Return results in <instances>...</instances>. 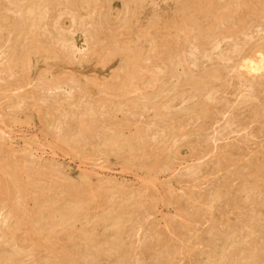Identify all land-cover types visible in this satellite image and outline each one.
Listing matches in <instances>:
<instances>
[{
  "label": "rangeland",
  "instance_id": "rangeland-1",
  "mask_svg": "<svg viewBox=\"0 0 264 264\" xmlns=\"http://www.w3.org/2000/svg\"><path fill=\"white\" fill-rule=\"evenodd\" d=\"M131 1L0 0V264H264V95L241 55L264 48V0L239 33L238 0L210 29L203 0L138 26Z\"/></svg>",
  "mask_w": 264,
  "mask_h": 264
},
{
  "label": "bare ground",
  "instance_id": "bare-ground-1",
  "mask_svg": "<svg viewBox=\"0 0 264 264\" xmlns=\"http://www.w3.org/2000/svg\"><path fill=\"white\" fill-rule=\"evenodd\" d=\"M25 1V0H24ZM31 1V0H30ZM35 1V0H34ZM42 1V0H41ZM110 1V0H109ZM161 1V0H160ZM163 1H166L165 3H168L170 0H163ZM162 1V2H163ZM175 1V0H174ZM252 0H238V10L236 11L237 13V25H238V29H237V27L235 28V29H237V31H235V33H239L241 30H240V27L242 28V26H243V23H244V19H245V17L247 16V15H249L248 13L250 12V14L251 13H253V11L254 12H257V11H255L256 10V8H254V7H256V6H254L253 7V4H252V2H251ZM10 2V1H9ZM8 2V3H9ZM19 2V1H18ZM59 2V1H58ZM81 2V1H80ZM132 2V3H131ZM130 3L133 5V12L132 13H130V15H129V17H128V19H126L127 20V24L129 25V26H135V25H139V24H141V19L143 18V16H145L147 13H149L150 11H148V12H146V10L147 9H145L146 8V5L148 4V3H156L157 2V0H132ZM173 2V1H172ZM201 2V1H200ZM2 3V2H1ZM12 3V2H11ZM24 3H26V2H24ZM39 3V2H38ZM37 3V4H38ZM73 3V2H72ZM78 3V2H77ZM126 3V2H125ZM160 3V2H159ZM164 3V2H163ZM174 3V2H173ZM187 3V2H186ZM254 3V2H253ZM13 4V3H12ZM23 4V3H22ZM21 4V5H22ZM92 4V3H91ZM96 4V3H95ZM175 4V3H174ZM173 4V5H174ZM180 4V3H179ZM189 4V3H188ZM199 4V3H198ZM197 4V5H198ZM8 5V4H7ZM25 5V4H24ZM56 5V4H55ZM61 5V4H60ZM59 5V6H60ZM74 5H76V4H74ZM73 5V6H74ZM82 5V4H81ZM86 5V4H85ZM88 5V4H87ZM184 5V4H183ZM201 5H203V8H205L204 9V12H203V9H202V11H200L198 14H201L200 16H199V18H198V20L200 21V23H202V24H204L205 26H207L209 29H210V27H211V23H212V21H211V18L214 20H216V23L217 22H221L222 20H224V18L226 17V12L224 13V12H222V11H220L221 9V7L219 6V8H218V5H217V7H216V5H215V0H203L202 1V3H201ZM200 5V6H201ZM255 5V4H254ZM121 6H122V4H121ZM149 6V5H148ZM156 6V5H155ZM169 6V5H168ZM199 6V5H198ZM197 6V7H198ZM200 6H199V8H200ZM225 6V5H224ZM18 7V6H17ZM75 7V6H74ZM171 7V6H170ZM233 7V6H232ZM235 7H237V6H235ZM234 7V8H235ZM47 8V7H46ZM132 8V7H131ZM166 8V7H165ZM230 8V7H229ZM228 8V9H229ZM85 9V8H84ZM93 9V8H92ZM127 9V8H126ZM179 9V8H178ZM220 9V10H219ZM230 9H232V8H230ZM229 9V11H227L228 12V14L230 15V13L229 12H232L233 11V9L232 10H230ZM10 10V9H9ZM14 10V9H13ZM44 10V9H43ZM51 10V9H50ZM78 10V9H77ZM184 10V9H183ZM182 10V11H183ZM194 10V9H193ZM253 10V11H252ZM264 10V9H263ZM28 11H29V9H28ZM56 11V10H55ZM79 11V10H78ZM91 11V10H90ZM101 11H104V10H102V8H101ZM106 11V10H105ZM122 11V10H121ZM261 11H262V9H261ZM89 12V11H88ZM180 12V11H179ZM178 12V13H179ZM190 12V11H189ZM198 12V11H197ZM3 13V12H2ZM107 13V12H106ZM260 13V12H259ZM262 13V12H261ZM30 14V13H29ZM186 14V13H185ZM232 14V13H231ZM247 14V15H246ZM257 14H258V12H257ZM256 14V16H255V14H254V16L255 17H257V16H261V15H257ZM28 15V14H27ZM31 15H33V14H31ZM125 15H126V13H125ZM171 14H170V11L169 10H163V11H161L160 12V14H158L157 15V17H158V21H159V23L161 24V26H162V30L164 29V30H168V31H170V29H171V27L170 26H168V25H170L168 22H167V20H168V18H170L169 16H170ZM3 16V15H2ZM99 16H100V13H99ZM175 16H177V15H175ZM182 17H179V16H177L176 18H179V19H177V21L178 20H180V22H184V21H186L185 20V18L186 17H184V15H181ZM194 16V15H193ZM228 16V15H227ZM235 15H233V17H234ZM245 16V17H244ZM250 17L252 16L253 17V15H249ZM31 17V16H30ZM34 17V16H33ZM60 17V16H59ZM75 17V16H74ZM84 17V16H83ZM88 17V16H87ZM105 17V16H104ZM155 17V16H154ZM211 17V18H210ZM233 17H232V19H233ZM11 18V17H10ZM26 18H27V16H26ZM47 18V17H46ZM93 18V17H92ZM173 18H174V16H173ZM189 18V17H188ZM236 18V17H235ZM34 19V18H33ZM54 19H56V18H54ZM125 19V18H124ZM157 19V18H156ZM175 19V18H174ZM187 19V18H186ZM254 19V18H253ZM37 20H39V18L37 19ZM64 20V19H63ZM229 20V19H228ZM227 20V21H228ZM231 20V19H230ZM263 20V19H262ZM3 21V20H2ZM2 21H1V23H2ZM10 21V20H9ZM32 21V20H31ZM30 21V22H31ZM102 21V20H101ZM107 21V20H106ZM225 21V20H224ZM234 21V20H233ZM247 21V20H246ZM258 21V20H257ZM260 21V20H259ZM8 22V21H7ZM34 22V21H33ZM45 22V21H44ZM56 22V21H55ZM98 22V24H97V31H99V32H102L103 31V27H101V23L99 22V21H97ZM96 22V23H97ZM215 21H213V23H214ZM19 23V22H18ZM29 23V22H28ZM39 23V22H38ZM95 23V24H96ZM188 23V22H187ZM24 25H26V23L24 22L23 23ZM22 24V25H23ZM33 24V23H32ZM104 24V23H103ZM174 24V23H173ZM180 24V23H179ZM185 24H186V22H185ZM189 24V23H188ZM196 24V23H195ZM28 25V24H27ZM26 25V26H27ZM31 25V24H30ZM34 25V24H33ZM32 25V26H33ZM48 25V24H47ZM51 25V24H50ZM53 25V24H52ZM113 25V24H112ZM197 25V24H196ZM255 25V24H254ZM259 25V24H258ZM142 26V25H141ZM145 26V25H144ZM174 26V25H173ZM54 27V26H53ZM56 27V26H55ZM114 27V26H113ZM213 27V26H212ZM222 27V26H221ZM256 27V26H255ZM32 28V27H31ZM52 28V27H51ZM152 28V27H151ZM160 28V27H159ZM227 28V27H226ZM23 29H25V28H23ZM34 29V28H33ZM33 29H31V30H33ZM105 29V28H104ZM119 29V28H118ZM145 29V28H144ZM147 29V28H146ZM161 29V28H160ZM159 29V30H160ZM178 29V28H177ZM208 29V30H209ZM213 29H215V28H213ZM230 29V28H229ZM232 29V28H231ZM251 29V28H250ZM249 29V30H250ZM40 30V29H39ZM45 30V29H44ZM61 30H62V28H61ZM121 30V29H120ZM149 30V29H148ZM151 30V29H150ZM173 30V29H172ZM179 30V29H178ZM226 30H228V29H226ZM11 31H12V29H11ZM14 31V30H13ZM25 31V30H24ZM66 31V30H65ZM154 31H155V28H154ZM211 31V30H210ZM5 32V31H4ZM84 32V31H83ZM229 32H230V30H229ZM244 32H245V30H244ZM261 32V31H260ZM11 33H13V32H11ZM39 33V32H38ZM51 33V32H50ZM49 33V34H50ZM105 33V32H104ZM134 33V32H133ZM146 33V32H145ZM157 33V32H156ZM161 33V32H160ZM170 33V32H169ZM255 33V32H254ZM28 34V33H27ZM155 34V33H154ZM251 34V33H250ZM35 35V34H34ZM41 35V34H40ZM86 35V34H85ZM136 35V34H135ZM219 35H222V34H219ZM236 35V34H235ZM106 36V35H105ZM110 36V35H109ZM126 36V35H125ZM125 36L123 37V35H122V37L121 38H119V48L121 49V48H123L126 44H127V36H126V38H125ZM159 36V35H158ZM168 36V35H167ZM209 36H210V34H209ZM240 36V35H239ZM39 37V36H38ZM60 37V36H59ZM204 37V36H203ZM202 37V38H203ZM213 37V36H212ZM223 37V36H222ZM248 37V36H247ZM11 38V37H10ZM32 38V37H31ZM36 38V37H35ZM43 38V37H42ZM51 38V37H50ZM113 38V37H112ZM151 38V37H150ZM239 38V37H238ZM260 38V37H259ZM12 39V38H11ZM107 39V38H106ZM111 39V38H110ZM130 39V38H129ZM232 39V38H231ZM196 40V39H195ZM224 40V39H223ZM15 41V40H14ZM68 41V40H67ZM148 41V40H147ZM171 41V40H170ZM175 41V40H174ZM203 41V40H202ZM98 42V41H97ZM130 42V41H129ZM135 42V41H134ZM204 42V41H203ZM82 43V42H81ZM89 43V42H88ZM163 43V42H162ZM201 43V42H200ZM220 43V42H219ZM52 44V43H51ZM108 44V43H107ZM130 44V43H129ZM161 44V43H160ZM167 44V43H166ZM177 44V43H176ZM176 44H174V45H176ZM240 44V43H239ZM103 45H105L104 43H103ZM172 45H173V43H172ZM203 45V44H202ZM243 45H245V44H243ZM261 45V44H260ZM260 45H258L257 44V46H254V47H251V48H247V49H245V48H242V49H244L243 51V53L241 54L242 55V57L244 56V57H246V59H248V61L247 62H245L244 64H243V66L245 67L244 69L246 70L245 72L251 77V79H249L250 81H251V84L253 85V86H255L257 89H258V94H261V93H263V95H264V48H263V46L261 47ZM169 46V45H168ZM198 46V45H197ZM239 46V45H238ZM250 46V45H249ZM50 47V46H49ZM177 47H178V44H177ZM211 47V46H210ZM218 47V46H217ZM234 47H235V45H234ZM86 48V47H85ZM92 48V47H91ZM103 48V47H102ZM168 48V47H167ZM220 48V47H219ZM237 48V47H236ZM235 48V49H236ZM107 49V48H106ZM180 49V48H179ZM22 50V49H21ZM112 50V49H111ZM33 51H35V50H33ZM100 51V50H99ZM109 51V50H108ZM130 51H132V50H130ZM129 51V52H130ZM158 51V50H157ZM166 51V50H165ZM172 51V50H171ZM174 51V50H173ZM133 52V51H132ZM169 52V51H168ZM40 53V52H39ZM43 53V52H42ZM113 53H114V51H113ZM143 53V52H142ZM156 53H158V52H156ZM181 53V52H180ZM195 53V52H194ZM240 53V52H239ZM22 54H24V52L22 53ZM37 54H38V51H37ZM41 54V53H40ZM126 54V53H125ZM131 54V53H130ZM163 54V53H162ZM30 55V54H29ZM112 55H114V54H112ZM124 55V54H123ZM139 54L137 53V56H138ZM147 55V54H146ZM11 56V55H10ZM91 56V55H90ZM107 56V55H106ZM18 57V56H17ZM20 57V56H19ZM139 57V56H138ZM141 57V56H140ZM208 57V56H207ZM243 57V58H244ZM10 58V57H9ZM16 58V57H15ZM38 58V57H37ZM122 58V57H121ZM126 58V57H125ZM29 59V58H28ZM128 59V58H127ZM241 59V58H240ZM7 60V59H6ZM21 60V59H20ZM36 60V59H35ZM50 60V59H49ZM112 60V59H111ZM242 60V59H241ZM128 61V60H127ZM137 61H138V59H137ZM17 62V61H16ZM18 62H19V60H18ZM100 63V62H99ZM22 64V63H21ZM110 64V63H109ZM131 64V63H130ZM135 64V63H134ZM142 64V63H141ZM239 64V63H238ZM241 65H242V63H240ZM239 64V65H240ZM30 65V64H29ZM102 65V64H101ZM129 65V64H128ZM20 65H19V63L18 64H15V68H17V67H19ZM22 66V65H21ZM25 66V65H24ZM32 66V65H31ZM4 67V66H3ZM51 67V66H50ZM129 67V66H128ZM123 68V67H122ZM20 69V68H19ZM146 69H148V68H146ZM128 70H130V69H128ZM10 72V71H9ZM122 72V71H121ZM130 72V71H129ZM70 73V72H69ZM118 73V72H117ZM127 73V72H126ZM135 73V72H134ZM219 73V72H218ZM3 74V73H2ZM48 74V73H47ZM10 75H12V74H10ZM9 75V76H10ZM5 76H6V74H5ZM13 76V75H12ZM11 76V77H12ZM83 76V75H82ZM112 76V75H111ZM133 76V75H132ZM141 76V75H140ZM194 76V75H193ZM91 77V76H90ZM113 77V76H112ZM202 77V76H201ZM73 79H74V77H72ZM76 78V77H75ZM78 79V78H77ZM99 79V78H98ZM119 79V78H118ZM8 80V79H7ZM10 80V79H9ZM208 80V79H207ZM81 81V80H80ZM153 81H155V80H153ZM19 82V81H18ZM103 82V81H102ZM205 82H206V80H205ZM213 82V81H212ZM105 83H107V82H105ZM112 83V82H111ZM246 83V82H245ZM109 84V83H108ZM115 84V83H114ZM153 84V83H152ZM244 85V84H243ZM248 85V84H247ZM10 86V85H9ZM87 86V85H86ZM114 86V85H113ZM6 87V86H5ZM194 87V86H193ZM210 87V86H209ZM247 87V86H246ZM252 87V86H251ZM189 88V87H188ZM192 88V87H191ZM211 88V87H210ZM115 89V88H114ZM123 89V88H122ZM217 89H219V88H217ZM226 89V88H225ZM253 89H254V87H253ZM197 90V89H196ZM220 90V89H219ZM227 90V89H226ZM261 90V91H260ZM205 91V90H204ZM110 92V91H109ZM199 92V91H198ZM201 92V91H200ZM206 92V91H205ZM222 92V91H221ZM252 92V91H251ZM117 93V92H116ZM218 93V92H217ZM196 94V93H195ZM252 94V93H251ZM21 95V94H20ZM201 95V94H200ZM203 95V94H202ZM216 95V94H215ZM218 95V94H217ZM197 96V95H196ZM195 96V97H196ZM17 97V96H16ZM193 97H194V95H193ZM73 98V97H72ZM71 98V99H72ZM197 98V97H196ZM254 98V97H253ZM37 99V98H36ZM58 99V98H57ZM235 99V98H234ZM69 100V99H68ZM105 100V99H104ZM210 100V99H209ZM73 101V100H72ZM17 102V101H16ZM116 102V101H115ZM210 102V101H209ZM229 102V101H228ZM244 102V101H243ZM31 103V102H30ZM29 103V104H30ZM104 103V102H103ZM218 103H219V101H218ZM241 104V103H240ZM192 105H194V104H192ZM227 105V104H226ZM37 106V105H36ZM68 106V105H67ZM158 106V105H157ZM198 106V105H197ZM241 106V105H240ZM200 107V106H199ZM215 107V106H214ZM228 107V106H227ZM252 107V106H251ZM77 108V107H76ZM75 108V109H76ZM83 108V107H82ZM94 108V107H93ZM159 108V107H158ZM208 108V107H207ZM254 108V107H253ZM47 109V108H46ZM78 109V108H77ZM211 109V108H210ZM216 110V109H215ZM230 110V109H229ZM69 111V110H68ZM88 111V110H87ZM201 111V110H200ZM81 112H82V110H81ZM80 112V113H81ZM170 112V111H169ZM202 112V111H201ZM63 113V112H62ZM206 113V112H205ZM220 113V112H219ZM85 114V113H84ZM256 114V113H255ZM107 115V114H106ZM226 115V114H225ZM234 115V114H233ZM54 116V115H53ZM239 116V115H238ZM256 116V115H255ZM60 117V116H59ZM71 117V116H70ZM110 117V116H109ZM202 117V116H201ZM258 117H259V115H258ZM204 118V117H203ZM232 118V117H231ZM255 118V117H254ZM257 118V117H256ZM61 119V118H60ZM92 119V118H91ZM201 119V118H200ZM206 119V118H205ZM95 120V119H94ZM212 120V119H211ZM220 120V119H219ZM59 121V120H58ZM62 121V120H61ZM86 121V120H85ZM93 121V120H92ZM97 121V120H96ZM227 121V120H226ZM229 121V120H228ZM212 122H213V120H212ZM232 122H233V120H232ZM82 123V122H81ZM95 123V122H94ZM226 123V122H225ZM228 123V122H227ZM83 124V123H82ZM261 124V123H260ZM93 125V124H92ZM112 125V124H111ZM115 125V124H114ZM75 126V125H74ZM90 126V125H89ZM201 126V125H200ZM241 126V125H240ZM76 127V126H75ZM92 127V126H91ZM247 127V126H246ZM251 127V126H250ZM200 129V128H199ZM253 129V128H252ZM257 129V128H256ZM56 130V129H55ZM59 130V129H58ZM96 130V129H95ZM191 132V131H190ZM64 134V133H63ZM70 134V133H69ZM194 135V134H193ZM58 137V136H57ZM77 137V136H76ZM82 137V136H81ZM259 137V136H258ZM134 138H135V136H134ZM79 139V138H78ZM147 140V139H146ZM72 141V140H71ZM1 142V141H0ZM90 142H91V140H90ZM93 142V141H92ZM71 143V142H70ZM5 145V144H4ZM230 145V144H229ZM128 146H129V144H128ZM147 146V145H146ZM150 146V145H149ZM227 146V145H226ZM78 147V146H77ZM130 147V146H129ZM151 147V146H150ZM146 148H148V147H146ZM113 150V149H112ZM122 150V149H121ZM140 150V149H139ZM228 150V149H227ZM230 150H232V148L230 149ZM4 151V150H3ZM245 151V150H244ZM124 152V151H123ZM122 152V153H123ZM155 152V151H154ZM221 153H223V152H221ZM220 153V154H221ZM227 154H228V151L226 152ZM225 152H224V154H226ZM231 153H234L233 151H231ZM241 154V153H240ZM262 154V153H261ZM260 154V155H261ZM124 155V154H123ZM263 155V154H262ZM14 156V155H13ZM221 156V155H220ZM228 156V155H227ZM240 156V155H239ZM160 157V156H159ZM219 157V156H218ZM256 158V157H255ZM122 159H123V157H122ZM159 159H161V158H159ZM238 159H240V158H238ZM263 159V158H262ZM134 161V160H133ZM132 162V161H131ZM228 162V161H227ZM7 163V162H6ZM223 163V162H222ZM225 163V162H224ZM23 164V163H22ZM157 164V163H156ZM159 164V163H158ZM252 165V164H251ZM13 166V165H12ZM17 166V165H16ZM25 166V165H24ZM28 166V165H27ZM144 166V165H143ZM20 167V166H19ZM29 167V166H28ZM1 168H2V166H1ZM3 168H4V165H3ZM5 168H6V166H5ZM5 168L3 169V171L5 170ZM9 169H10V167H8ZM7 168V169H8ZM12 168V167H11ZM258 168V167H257ZM40 169V168H39ZM16 170V169H15ZM14 170V172H16ZM23 171H24V169H22ZM156 170V169H155ZM253 170V169H252ZM2 171V170H1ZM7 171V170H6ZM19 171L21 172V170L19 169ZM11 172V171H10ZM249 172V171H248ZM2 173V172H1ZM18 174H19V172H17ZM12 174V173H11ZM14 174V173H13ZM12 174V175H13ZM21 174V173H20ZM26 174V173H25ZM24 174V175H25ZM30 174V173H29ZM31 174H33V173H31ZM35 174H37V173H35ZM250 174V173H249ZM8 175V174H7ZM16 175V174H15ZM29 176V175H28ZM51 176V175H50ZM4 177H6V176H4ZM19 177V176H18ZM21 177H23V176H21ZM20 177V178H21ZM7 178V177H6ZM5 178V179H6ZM10 178V177H9ZM12 178V177H11ZM28 179V178H27ZM3 180V179H2ZM8 180V179H7ZM16 180V179H15ZM11 181H12V179H11ZM19 181V180H18ZM8 183H9V181H8ZM19 183V182H18ZM25 183V182H24ZM26 184V183H25ZM58 184V183H57ZM29 185V184H28ZM34 185H35V183H34ZM6 186H8V185H6ZM11 186H13L12 185V183H11ZM14 186H15V184H14ZM18 186V185H17ZM22 186V185H21ZM1 187V186H0ZM14 188V187H13ZM26 188V187H25ZM30 188V187H29ZM32 188V187H31ZM3 189H5V188H3ZM1 190V189H0ZM16 190V189H15ZM18 190H20V189H18ZM25 190V189H24ZM33 190V189H32ZM35 190V189H34ZM21 191H22V188H21ZM4 191H2V193H3ZM9 192V191H8ZM18 192V191H17ZM23 192V191H22ZM25 192V191H24ZM41 192V191H40ZM10 193V192H9ZM29 193V192H28ZM21 194V193H20ZM26 195H27V193H25ZM3 195V194H2ZM1 195V196H2ZM15 196V195H14ZM21 197H22V194L20 195ZM140 196V195H139ZM156 196V195H155ZM3 197V196H2ZM20 197V198H21ZM142 197V196H141ZM17 198V197H16ZM22 198H24V197H22ZM28 198V197H27ZM140 198V197H139ZM250 198V197H249ZM1 199V198H0ZM4 199V198H3ZM9 199V198H8ZM25 199V198H24ZM10 200V199H9ZM26 200H28V199H26ZM21 202V201H20ZM24 202V201H23ZM22 203V202H21ZM25 203H27L26 201H25ZM134 203V202H133ZM10 204V203H9ZM182 204V203H181ZM27 206V205H26ZM124 206V205H123ZM53 207V206H52ZM11 209H12V207H11ZM15 209V208H14ZM76 209V208H75ZM24 210V209H23ZM54 210V209H53ZM131 210V209H130ZM14 211H16V210H14ZM21 211V210H20ZM19 211V212H20ZM25 211H27L26 210V208H25ZM18 214H20V213H18ZM69 215V214H68ZM71 215H72V213H71ZM16 216V215H15ZM29 215H27V217H28ZM17 217V216H16ZM24 217V216H23ZM81 217V216H80ZM25 218V217H24ZM73 218V217H72ZM86 218V217H85ZM20 219V218H19ZM54 219V218H53ZM84 219V218H83ZM6 220V219H5ZM13 220V219H12ZM33 220V219H32ZM50 220H52V219H50ZM24 222H25V220H24ZM43 222V221H42ZM10 223V222H9ZM44 223V222H43ZM19 224V223H18ZM22 224V223H21ZM23 225V224H22ZM57 225V224H56ZM21 226V225H20ZM24 226V225H23ZM48 226H50V225H48ZM13 227V226H12ZM25 227V226H24ZM127 227V226H126ZM7 228V227H6ZM22 228V227H21ZM27 228V227H26ZM44 228H46V227H44ZM43 228V229H44ZM36 229V228H35ZM55 229V228H54ZM58 229V228H57ZM24 230V229H23ZM37 230V229H36ZM112 230V229H111ZM8 231V230H7ZM39 231H40V229H39ZM57 231V230H56ZM68 231V230H67ZM120 232V231H119ZM33 233V232H32ZM60 233V232H59ZM74 233V232H73ZM12 234V233H11ZM25 234V233H24ZM30 234V233H29ZM40 236H41V234H39ZM15 236V235H14ZM34 236V235H33ZM32 236V237H33ZM92 236V235H91ZM129 236V235H128ZM21 237V236H20ZM32 237H31V240H32ZM89 237V236H88ZM90 238V237H89ZM162 238V237H161ZM72 239V238H71ZM100 239V238H99ZM20 240V239H19ZM166 240H168V239H166ZM23 241V240H22ZM72 241H73V239H72ZM57 242V241H56ZM152 242V241H151ZM25 243V242H24ZM61 244H62V242H61ZM164 244V243H163ZM7 245V244H6ZM84 245V244H83ZM159 246H160V244H159ZM10 247V246H9ZM57 248V247H56ZM59 248V247H58ZM145 251V250H144ZM217 251V250H216ZM93 252V251H92ZM146 252V251H145ZM144 253V252H143ZM68 254V253H67ZM76 254V253H75ZM69 255V254H68ZM91 255V254H90ZM5 256V255H4ZM61 256V255H60ZM83 256V255H82ZM223 256V255H222ZM73 257H75V256H73ZM78 257V256H77ZM160 257V256H159ZM53 258H54V256H53ZM69 258V257H68ZM2 259V258H1ZM87 259V258H86ZM90 259V258H89ZM205 260V259H204ZM86 261V260H85ZM68 262V261H67ZM71 262V261H70ZM248 262V261H247ZM75 263H77V262H75ZM211 263V262H210ZM214 263V262H213ZM50 264V263H49ZM55 264V263H54ZM68 264H69V262H68ZM79 264H81V263H79ZM254 264V263H253Z\"/></svg>",
  "mask_w": 264,
  "mask_h": 264
}]
</instances>
